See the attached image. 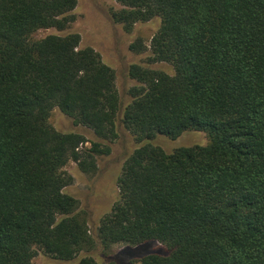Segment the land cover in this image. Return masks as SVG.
Returning <instances> with one entry per match:
<instances>
[{
    "label": "trees",
    "instance_id": "16d2710c",
    "mask_svg": "<svg viewBox=\"0 0 264 264\" xmlns=\"http://www.w3.org/2000/svg\"><path fill=\"white\" fill-rule=\"evenodd\" d=\"M115 1L110 17L127 32L159 19L148 62L171 66L131 64L125 106L115 70L78 33L32 38L69 29L77 0H0V264H31L37 249L70 260L96 244L125 248L74 264H264V0ZM129 48L147 50L139 38ZM54 107L98 140L56 130ZM120 115L140 144L94 237L63 191L64 166L94 173ZM186 131L209 142L172 152L150 142Z\"/></svg>",
    "mask_w": 264,
    "mask_h": 264
},
{
    "label": "rangeland",
    "instance_id": "374dc122",
    "mask_svg": "<svg viewBox=\"0 0 264 264\" xmlns=\"http://www.w3.org/2000/svg\"><path fill=\"white\" fill-rule=\"evenodd\" d=\"M121 5L115 0H77L74 9L75 21L66 31L54 28L38 29L32 33L33 39H38L51 33L64 34L76 32L80 35V47L91 46L101 56L103 62L110 65L116 73L115 84L122 106L130 101L128 89L135 80L128 76V67L133 63L144 66L162 68L171 72V66L165 62H148L150 39L159 25V19L147 22H137L130 32L114 23L110 17L111 10H118ZM137 38L147 46V50L136 53L129 48ZM121 115L116 120L118 136L110 143V151L97 157V168L94 173H85L79 169L77 163L70 160L64 170L71 176L69 185L63 188L65 193L74 196L79 203V209L85 211L90 233L96 237V229L100 218L111 208L117 200L119 189L118 176L127 157L140 144L120 122ZM49 123L60 132H74L82 134L90 145L91 141L98 140L91 129L74 123L73 119L54 107L49 116ZM159 145L166 152H172L181 146L206 145L209 138L202 131H186L176 139H170L158 134L150 140ZM149 251L167 254V248L157 241L144 243ZM125 247L120 244L109 249H103L100 244L82 250L70 260L56 259L37 249L31 259V264H74L82 257L90 256L100 262L112 256Z\"/></svg>",
    "mask_w": 264,
    "mask_h": 264
}]
</instances>
